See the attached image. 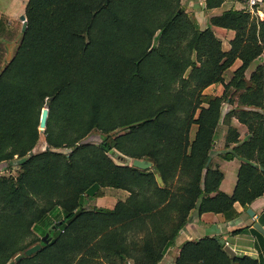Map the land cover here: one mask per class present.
Listing matches in <instances>:
<instances>
[{
  "label": "trees",
  "instance_id": "1",
  "mask_svg": "<svg viewBox=\"0 0 264 264\" xmlns=\"http://www.w3.org/2000/svg\"><path fill=\"white\" fill-rule=\"evenodd\" d=\"M25 15L21 43L0 70V165H18L15 175L0 174V264H103L97 257L159 264L192 208L231 219L235 201L246 207L264 193V18L229 8L201 28L181 0H28ZM211 25L235 30L228 50ZM236 58L241 63L224 82ZM218 82L221 95L202 92ZM225 98L242 108L223 120L236 115L250 131L223 153L242 158L231 194L219 189L223 173L211 161ZM93 131L101 134L97 143L86 140ZM40 133L47 147L33 151ZM237 136L229 126L227 144ZM111 149L153 167L117 163ZM106 185L130 194L112 208L85 207V196ZM37 242L41 248L23 256ZM174 264L264 259L231 257L218 237L206 235L186 241Z\"/></svg>",
  "mask_w": 264,
  "mask_h": 264
},
{
  "label": "crops",
  "instance_id": "2",
  "mask_svg": "<svg viewBox=\"0 0 264 264\" xmlns=\"http://www.w3.org/2000/svg\"><path fill=\"white\" fill-rule=\"evenodd\" d=\"M27 1L28 0H0V38L1 30L3 28L8 29L9 27L16 25L18 21L23 20L21 16L24 15ZM181 2L185 7V10L197 20L201 28H204L210 24L209 17L211 15L220 14L229 8H245L250 12L251 17L256 19L264 18V0H262L253 11L249 10L242 0H223L219 5L211 7L206 6L205 0H181ZM211 28L214 34L220 39L221 48L225 51L228 50L230 48V40L235 35V30L217 25H211ZM252 62H254V66L248 71V67ZM261 62L262 57L259 56L249 63L245 70V75L247 78L249 77L251 71L257 66V64ZM240 63L241 60L236 58L233 63L224 70V82L229 81L233 71L240 65ZM232 65H234V67L231 73L228 76L225 75L226 70ZM214 86L216 87L215 91L212 89ZM209 88H211V90ZM202 92L211 95H221L223 92V83L218 82L210 84L206 86ZM234 107L242 108L241 105H238L237 98L234 99L233 103L230 102L228 98H225L222 101L221 117L216 129L213 148L211 150L212 163L217 164L223 173V177L219 183V189L228 194L233 192L237 182L238 169L242 162V158L238 155H233L232 157L227 158L223 156V153L231 151V148L234 145L246 140L250 136L248 126L240 121L236 115L230 116L228 123L223 120L225 113ZM229 126L235 128L236 132L238 133V140L228 142L227 144L226 136ZM196 129L197 125L193 123L189 130L191 139L194 137ZM117 163L124 164V162ZM125 164L132 165L131 162ZM152 167L153 165L149 168ZM155 177L160 183L158 176L156 175ZM108 187H114L117 190L120 189L121 192L117 193L114 191H108ZM103 188L106 189L101 195H98L97 193L95 196H88L91 197L89 201L92 203L96 202L92 207L112 208L118 200H125L130 194L128 189L122 187L106 185L101 187L100 190H103ZM210 194H213V192ZM86 197L87 196L84 198V206L90 208L89 203H86ZM234 207L238 211V214L231 219H226L221 212L204 211L199 214L196 207L192 208L189 211L187 221L176 234L174 241L165 247L159 264H174L180 247L186 241L195 240L206 235H213L218 237L219 240L222 239L223 244H228L234 250V256L249 254L251 256L264 259V247L262 246L259 236L252 229L253 222H260V219L262 220L260 223L264 227V193L254 198L246 207L241 205L238 201L234 202ZM248 207H250L255 212L253 216H250L247 212ZM96 260L102 261L103 264H112L109 260H106L102 257H97ZM14 261L17 260H11V263ZM125 263L133 264L132 259L130 258H126Z\"/></svg>",
  "mask_w": 264,
  "mask_h": 264
},
{
  "label": "rangeland",
  "instance_id": "3",
  "mask_svg": "<svg viewBox=\"0 0 264 264\" xmlns=\"http://www.w3.org/2000/svg\"><path fill=\"white\" fill-rule=\"evenodd\" d=\"M24 16L26 19V15H25V10H24ZM22 21V22H21ZM18 21L16 23V25L9 27L8 29H2L1 30V38H0V70L4 67V65L7 63V61H9L11 59V57L14 55V53L16 52L19 44L21 43L22 40V36H23V31L21 28V23L23 24V20ZM26 25H27V21H26ZM21 26V27H20ZM254 66V62H252L249 67H248V71L250 69H252V67ZM234 65L230 66L226 72L225 75H229L233 69ZM211 90V88H209ZM212 89L215 91L216 87H212ZM48 98V97H47ZM46 98V99H47ZM46 99L41 107V109L46 106ZM40 119V118H39ZM39 128V126H38ZM40 129V128H39ZM40 131H43V129H40ZM193 131V129H192ZM116 133H120V130H116ZM193 133V132H192ZM91 135H89L86 140H89L90 142H99L101 139V134L98 131H93L92 133H90ZM46 147V141L44 138V134L40 133L39 138L35 144V146L33 147V151H39L42 150ZM113 152H109L108 154L117 162H124V163H128L131 162L132 157L127 156L121 152H119L118 150L112 149ZM121 156V157H120ZM126 160V161H125ZM18 171V165L16 163H12V164H8V163H4L0 165V174H12L15 175ZM106 189V188H105ZM105 189L103 188V190H100L98 195H101L102 193L105 192ZM108 191H114L117 193H120L121 190L120 189H116V188H112V187H108L107 188ZM95 196V195H94ZM87 201L86 203H89V207L91 208L92 206L95 205L96 202H91L89 201V199L91 197H86ZM85 203V204H86ZM94 204V205H93ZM62 216L61 212L58 213L57 218H60ZM29 238H27L28 240ZM43 242V241H42ZM45 243V242H44ZM24 252V251H23ZM20 253V252H19ZM23 256L24 253H23ZM15 257V256H14ZM14 257L12 258V260H14ZM11 262V261H10Z\"/></svg>",
  "mask_w": 264,
  "mask_h": 264
},
{
  "label": "water",
  "instance_id": "4",
  "mask_svg": "<svg viewBox=\"0 0 264 264\" xmlns=\"http://www.w3.org/2000/svg\"><path fill=\"white\" fill-rule=\"evenodd\" d=\"M21 18L23 19V24H22V28L21 29L24 31L25 28H26V19H25V16L24 15H22ZM51 99H52V97H48L46 99V106H44L42 108V110H41L40 119H39V128L40 129H44L45 128L46 121H47V116H48V106L51 103ZM110 152H113V150L111 149ZM131 164L133 166H136V167H140V168H144L145 169V168H149L150 166H152L153 165V162L151 160H149V159H146V158H137V157H134L131 160ZM247 212L249 213L250 216H253L255 214V212L250 207L247 208ZM58 223H59V221H58ZM55 226L56 225L54 224L52 226V228L55 227ZM253 227L255 229H257L263 235V237H264V227H263V225L260 222L254 221L253 222ZM49 239H50V237H49V231H46L41 236V240L46 243V242L49 241ZM220 241L223 242L222 239H220ZM40 248H41V242H37V243H34V244L28 246L24 250L23 253H24V255H30V254H32L33 252L37 251ZM224 248L229 253V255L231 257H234L235 252H234V250L228 244H224ZM21 257H22V253H17L15 255L14 259L15 260H19Z\"/></svg>",
  "mask_w": 264,
  "mask_h": 264
},
{
  "label": "built area",
  "instance_id": "5",
  "mask_svg": "<svg viewBox=\"0 0 264 264\" xmlns=\"http://www.w3.org/2000/svg\"><path fill=\"white\" fill-rule=\"evenodd\" d=\"M242 1L245 3V6L249 10L253 11L262 0H242Z\"/></svg>",
  "mask_w": 264,
  "mask_h": 264
}]
</instances>
